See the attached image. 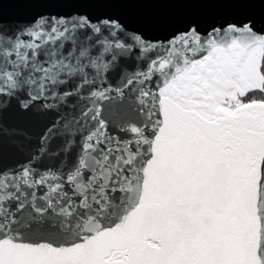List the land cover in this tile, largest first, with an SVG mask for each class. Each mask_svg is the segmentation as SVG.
Returning a JSON list of instances; mask_svg holds the SVG:
<instances>
[{
	"label": "snow or ice",
	"instance_id": "6c2138e0",
	"mask_svg": "<svg viewBox=\"0 0 264 264\" xmlns=\"http://www.w3.org/2000/svg\"><path fill=\"white\" fill-rule=\"evenodd\" d=\"M153 2L0 5V264H264V0Z\"/></svg>",
	"mask_w": 264,
	"mask_h": 264
},
{
	"label": "water",
	"instance_id": "95a60500",
	"mask_svg": "<svg viewBox=\"0 0 264 264\" xmlns=\"http://www.w3.org/2000/svg\"><path fill=\"white\" fill-rule=\"evenodd\" d=\"M0 5H4L3 11L9 16L27 17L34 15L37 12H52L58 14H70L73 11L88 12L92 15H114L120 16L125 20H134L136 18L156 15L170 11V9H186L196 8L200 6L188 5H160L153 2V0H141L138 3L124 4V5H86L78 7L72 4H55V5H28V0H0ZM249 11L253 12L259 19L261 16V6L256 4L252 6ZM5 124L12 127H25V125L17 121L12 114L5 117ZM22 139V138H20ZM14 152V150H11ZM22 158V157H21ZM9 163H14V159L10 158Z\"/></svg>",
	"mask_w": 264,
	"mask_h": 264
},
{
	"label": "trees",
	"instance_id": "16d2710c",
	"mask_svg": "<svg viewBox=\"0 0 264 264\" xmlns=\"http://www.w3.org/2000/svg\"><path fill=\"white\" fill-rule=\"evenodd\" d=\"M255 98L260 99L261 97L259 96V94H257Z\"/></svg>",
	"mask_w": 264,
	"mask_h": 264
}]
</instances>
